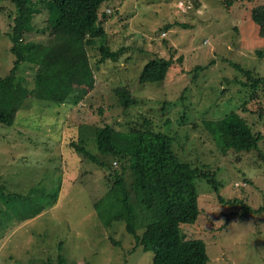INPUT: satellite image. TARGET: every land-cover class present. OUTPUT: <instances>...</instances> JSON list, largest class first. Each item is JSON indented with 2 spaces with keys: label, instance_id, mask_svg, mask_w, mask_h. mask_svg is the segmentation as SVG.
Segmentation results:
<instances>
[{
  "label": "rangeland",
  "instance_id": "1",
  "mask_svg": "<svg viewBox=\"0 0 264 264\" xmlns=\"http://www.w3.org/2000/svg\"><path fill=\"white\" fill-rule=\"evenodd\" d=\"M225 1L103 4L109 47L119 56L98 64L100 53L90 49L95 88L78 105L29 97L14 126L0 124V264H57L61 255L66 264H153L154 253L136 247L125 222L107 227L96 211L108 172L69 147L81 133L90 138L93 128L106 125L160 132L171 138L181 160L216 172L218 192L207 180H196L200 215L181 225L182 235L205 242L208 264H264V209L244 214L245 206L264 208V115L242 111L245 102L264 110V85L256 91L258 103L251 102L253 89L239 69L264 78V37L252 19L264 0H235L230 7ZM48 15L40 4L26 41L49 39ZM16 17L12 0H0L2 78L16 60ZM160 58L173 59L166 79L140 83L144 66ZM19 70L33 88L36 68L24 63ZM118 86H127L137 104L125 109L114 91ZM232 111L262 135L257 149L225 154L206 128L205 121ZM89 147L95 151L94 143Z\"/></svg>",
  "mask_w": 264,
  "mask_h": 264
},
{
  "label": "trees",
  "instance_id": "2",
  "mask_svg": "<svg viewBox=\"0 0 264 264\" xmlns=\"http://www.w3.org/2000/svg\"><path fill=\"white\" fill-rule=\"evenodd\" d=\"M111 1L12 0L17 10L11 35L16 60L10 73L0 77V124L14 126L19 110L29 97L59 105L72 100L78 105L95 88L97 80L90 49L100 53L98 64L116 60L119 56L118 51L109 47L108 33L102 21L106 14H100L102 5ZM234 1L225 2L230 7ZM40 4H44L49 13L44 28V31H50L49 39L43 43L26 41L25 37L35 28L33 20ZM252 19L260 26V36L264 37V5L253 10ZM24 63L36 68L31 89L19 75ZM172 65L173 59L150 60L144 66L139 82L164 81ZM239 69L250 82L245 85L253 89L251 102L257 100L258 103L256 91L264 85V78H254L250 70ZM114 91L125 109L137 104L136 96L127 86L115 87ZM261 107L254 110L245 102L242 111L262 116L264 110ZM145 122L149 125L147 120ZM205 126L225 154L253 151L262 139V135L255 133L248 121L235 111L222 119L205 121ZM90 142L94 143L95 151L90 149ZM35 146L38 149L39 144ZM69 147L108 172L107 191L95 202L96 211L107 227L114 222H125L127 232L135 238L136 247L154 253L153 264H208L205 242L184 237L181 225L195 223L199 218L197 179L207 180L218 192L216 172L181 160L169 136L131 125L125 130L111 125L95 127L90 138L81 133V138L71 142ZM260 156L264 160V156ZM3 190L5 186L0 185V199ZM221 201L227 204L222 198ZM263 209L245 206L244 214L259 213ZM49 264L56 263L49 261ZM57 264H66L63 255L59 256Z\"/></svg>",
  "mask_w": 264,
  "mask_h": 264
},
{
  "label": "clouds",
  "instance_id": "3",
  "mask_svg": "<svg viewBox=\"0 0 264 264\" xmlns=\"http://www.w3.org/2000/svg\"><path fill=\"white\" fill-rule=\"evenodd\" d=\"M12 47H13V46H12ZM11 50H12V48H11ZM13 67H14V66H13ZM11 70H12V69H11ZM27 87H28V86H27ZM28 88H30V87H28ZM30 89H31V88H30ZM24 103H25V102H24ZM23 105H24V104H23ZM23 105H22V107H23ZM22 107H21V108H22ZM20 110H21V109H20ZM20 110H19V111H20ZM18 114H19V112H18Z\"/></svg>",
  "mask_w": 264,
  "mask_h": 264
}]
</instances>
